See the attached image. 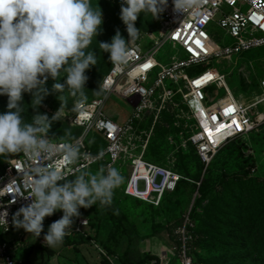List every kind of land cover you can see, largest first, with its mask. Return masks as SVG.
<instances>
[{
    "label": "built area",
    "instance_id": "1",
    "mask_svg": "<svg viewBox=\"0 0 264 264\" xmlns=\"http://www.w3.org/2000/svg\"><path fill=\"white\" fill-rule=\"evenodd\" d=\"M119 1L123 3V0ZM239 4H247V10L239 8ZM218 14L221 15L218 24L232 38L228 44L221 45L208 32V26ZM161 18L162 25L168 26V30L160 26V36L150 46L133 40L129 44L127 60L115 66L111 62L103 77L107 79L108 86L102 94L86 101L84 112H72L69 122L82 127V133L67 140L48 136L57 144L68 142L78 146L79 160L72 163L57 154L49 160L33 161L20 152L0 166V264H24L25 259H18L17 250L26 247V231L19 233L17 239L8 240L7 235L13 230L14 214L20 207L31 203L27 196L30 195L29 185L35 179L32 171L38 163L59 167L69 179L83 171L98 168L100 161L104 162L105 168L111 165L120 172L122 164L128 161L124 194L159 206L164 195L175 191L181 180H191L176 169V159L171 154L164 164L145 159L155 123L164 111L175 113L177 108L185 107V113L178 116L192 121L185 124L191 133L188 137L182 135L181 144L191 142L205 168L227 143L244 139L264 121V112L259 111L260 104L264 102V76L258 80V91L245 102L231 90L226 75L217 68L207 67L194 75L189 72L192 67L210 64L213 57L231 60L234 55L264 47V0H199L186 12L176 11L173 0H168ZM167 41L178 50L172 60L164 64L158 61L156 54ZM155 69H158L157 76L149 83ZM212 87L216 88V93L223 88L225 95L214 101L209 91ZM112 94L125 98L133 107L123 124L113 120L104 110ZM146 115L153 117L152 125L141 128ZM92 131L101 133L107 142L98 153L92 152L85 142ZM140 182L144 184L142 189ZM196 183L200 185L201 181ZM80 213L74 218L66 236L94 244L113 264L111 255L91 233L85 208H81ZM190 213L183 215L182 224L174 231L178 242L171 244L180 264H200L192 254L196 224ZM53 217L54 214L44 221L49 219L51 224ZM45 233L44 230L39 237L31 235L40 245L46 246ZM146 264H171V256L152 258Z\"/></svg>",
    "mask_w": 264,
    "mask_h": 264
},
{
    "label": "rangeland",
    "instance_id": "2",
    "mask_svg": "<svg viewBox=\"0 0 264 264\" xmlns=\"http://www.w3.org/2000/svg\"><path fill=\"white\" fill-rule=\"evenodd\" d=\"M91 4L94 8L101 9L102 24L99 34L93 37L88 49L96 53L98 62L86 70L85 75L87 76L92 71H96L102 63L108 68L110 66V54L100 50L98 42H111L114 35L109 29L111 25L119 28L121 35L126 40L129 39L126 25L120 18L121 5L116 0H91ZM238 7L246 11L248 5L239 4ZM220 17L221 15L218 14L216 20L210 23L208 32L218 43L224 45L230 43L232 38L226 35L224 29L218 24L217 20ZM135 26L140 30L135 41L140 42L143 46H150L158 39L160 26L165 30L169 28L162 25V18L158 19L151 13L139 14ZM177 50L178 47L167 41L156 54V58L167 64L172 60ZM207 67L217 68L224 73L231 90L247 102L254 92L258 91V80L264 76V47L234 55L231 60L213 57L210 59V64L192 67L189 72L194 75ZM157 71L158 69L153 71L149 83L154 81ZM64 76L65 74L61 72L60 83L66 79ZM102 77H99V81L97 80L91 89L85 92L87 101L98 95L93 91L99 88ZM56 82L49 77L44 85L48 90V95L45 96L38 109L40 113H46L49 117L61 107V101L58 99L61 93L53 88ZM209 91L214 97V101L226 93L223 88L216 93L215 87L210 88ZM64 94L67 95V89ZM73 100L74 98L68 96L67 105L60 120L52 123V125L60 127L61 132L49 130L47 135L73 138L81 132V129H73L69 124V117L73 112ZM21 105L24 108L22 116L25 122L30 123L37 112L32 107L30 93H23ZM132 109V105L125 98L118 94H112L104 110L113 120L123 124L131 115ZM7 111L8 97L0 95V114ZM259 111L264 112V102L260 104ZM143 126L147 128L146 124ZM66 130L70 131V136L65 137ZM95 134L92 131L87 135L86 144L90 146V142L94 139L96 146L104 148L105 145H102ZM14 154H0V166ZM151 155V150H149L145 159L160 163L153 160ZM190 160L193 168H189L188 177L191 179L196 174L195 167L199 162L193 153ZM121 167L120 174L123 177V182L114 190L111 203L113 213L98 203L89 208L90 214L94 215L97 228V232L93 228L91 233L97 235V242L104 250L105 247H109L113 251L110 254L113 264H122L120 257L126 250H128V256L132 261H139L148 254L158 258L170 255L171 264H180L176 253H173L171 249L174 240L170 235V228L173 227V223L177 219L189 211L199 230L203 233L202 246L197 255L198 263L264 264V252H259L260 249L264 250V247L256 248L254 240H250L253 234L250 233L251 225L255 223L258 216H261L256 214L257 206L264 202L262 200L264 197V121L258 124L244 139L231 142L218 152L213 165L208 169H203L202 176L206 172L205 183H200V185L191 182L183 184L180 190L165 199L164 206L160 210L152 209L135 199L123 197L121 190L127 178L129 162L122 164ZM98 170L96 167L88 172L95 173ZM122 170L125 173L121 172ZM75 176L68 180L75 179ZM143 185V182H140V189L143 188ZM54 214L57 217L63 215L59 210ZM43 223L44 230L47 232L50 225L49 219ZM22 232H25L23 228H17L14 225L13 230L7 235V239H17L19 233ZM25 234L27 244L26 247L17 250L18 259H27L33 264H106L105 256L94 244L89 242L78 245L67 244L64 249L60 250L62 242L56 247H51L56 251V254L49 257L47 248L40 246L33 239L31 233L25 232Z\"/></svg>",
    "mask_w": 264,
    "mask_h": 264
},
{
    "label": "clouds",
    "instance_id": "3",
    "mask_svg": "<svg viewBox=\"0 0 264 264\" xmlns=\"http://www.w3.org/2000/svg\"><path fill=\"white\" fill-rule=\"evenodd\" d=\"M198 2L173 0L175 10L183 12ZM167 5L168 0H123L120 18L129 39L117 29L110 43L98 42L99 49L110 54L114 66L124 63L129 44L139 35L135 26L139 14L158 17ZM101 24V9L94 8L91 0H0V95L8 97V111L0 114V154L23 152L33 161L49 160L57 154L72 163L80 159L78 146L57 144L47 133L52 123L60 120L68 96L74 98L73 112L85 111V72L98 62L96 53L88 49ZM61 72L66 77L63 83L59 82ZM49 77L57 81L53 88L61 93V107L51 117L38 111L48 95L44 85ZM107 86L104 78L94 94ZM25 92L32 95V107L37 110L30 123L22 116ZM32 175L35 179L27 196L31 203L18 209L13 223L39 237L44 232L45 218L62 211L61 218L52 222L44 234L45 245L50 248L63 242L73 218L81 215V208H91L97 201L101 206H110L114 190L123 182L119 170L111 165L101 166L95 173L83 171L68 180L59 167L38 163Z\"/></svg>",
    "mask_w": 264,
    "mask_h": 264
},
{
    "label": "trees",
    "instance_id": "4",
    "mask_svg": "<svg viewBox=\"0 0 264 264\" xmlns=\"http://www.w3.org/2000/svg\"><path fill=\"white\" fill-rule=\"evenodd\" d=\"M116 1L120 5L122 4L119 0H116ZM160 18H161V13L158 16V19H160ZM109 29L115 35L116 34V30L119 29V28H117L116 26L111 25L109 27ZM110 67H111V63H110L109 68L106 67L102 63V64L99 65V67H98V69L96 71H92L91 74L88 76L87 84H85L84 91L87 92L88 90H90L91 86H93L97 82L99 77H101V76L104 77L105 76V74L109 71ZM107 68H108V70H107ZM103 77H102V79H103ZM102 79H101V81H102ZM101 94H102V91L97 96H100ZM97 96H95V97H97ZM175 111H176L175 113H171L169 111H164L161 114L159 120L155 123L154 132H153V134L151 136V139L149 141V144H148V147H147V150H146V155H147L148 151L151 150V154H152L151 156H152V158H154L153 160L158 161V162L163 163V164L167 161V157H168L169 154L175 156V159H176L175 167H176V169L179 172H181L182 174H184L185 176L188 177V174H189L188 172L190 171L189 168H193V164H192V161L190 160V158L192 157V153L195 154V156L198 158L199 164H198V166L196 165V167H195L196 174L194 175L193 178H191L192 181L191 180H185V179L181 180L179 182L178 187L176 188L175 191L168 192V193H166L164 195V197L162 199V202H161V204L159 206H155V205H152V204L147 203L145 201H142V200L136 199L134 197L125 195L124 192H123L124 184H123L122 190H121L123 197L135 199V200H137L139 202H142V203L150 206L152 209H155V210H160L164 206L165 199L170 197V196H172V195H174L178 190H180L182 188L183 184L189 183V182L196 184V181H201V184L206 182V180H205L206 172L202 176L203 169L205 168V165L202 162L201 158L199 157L196 148L191 144V142H187L186 145H182L181 144L182 135L184 137H188L190 135V133H191V131H190L191 129L189 127H185V124L187 122L192 123V121L191 120L189 121L187 118H180L178 116V114L181 115V114L185 113V107L184 106L180 107V108H177ZM152 122H153V117L146 115V119L142 122L140 127L141 128H146L145 126H143L144 124H146L147 128H149L152 125ZM69 124H70V122H69ZM70 126L73 129L74 128L81 129V132L78 135H80L82 133V131H83L82 127L74 126V125H71V124H70ZM49 130L54 131V132H57V131L61 132V128L58 127V126H54V125H51ZM95 133H96L95 137L98 138L102 142L103 146L105 145L104 146V148H105L106 145H107L106 139L104 138V136L101 133H99V132H95ZM78 135H76L75 137H77ZM49 137H51V136H49ZM75 137H73V138H75ZM170 137H172V139H170ZM52 138H57V139L62 140L61 138H58V137H52ZM67 139H72V138H64L63 140H67ZM172 140H174V143L172 142ZM237 140H239V139L232 140L229 143L237 141ZM92 141L90 142V146L87 144L88 148L92 152L98 153V152H100L101 150L104 149L102 147L100 148L99 146H96L94 144L95 143L94 139H92ZM229 143H227L226 145H228ZM224 147H222V148H224ZM217 154L215 155V157L217 156ZM215 157L213 158V160L211 161V163L209 164L207 169L211 165H213ZM101 166H104V162L103 161L99 162L98 169ZM121 172H123V170ZM123 173H125V171ZM200 190H202V188H200ZM262 200L264 201V197H263ZM97 203L99 204V201H97ZM103 207L107 211H110L111 213H113V211L111 209V205L110 206H103ZM257 208L258 209L256 210V214L261 215V216L260 217L258 216L257 219H255V223L251 225L250 233H253V234L251 235V239L250 240H254V243H255L254 245H255L256 248H259V246L261 248H263L264 247V202L262 204H259L257 206ZM85 214H86V216H88V218L90 220L91 230L94 228V229H96L95 231L97 232L96 220L94 219V215L90 214L89 208L85 209ZM59 218H61V217H57L54 214L53 221L58 220ZM191 218L195 222L192 214H191ZM182 222H183V217H180L179 219H177L173 223L174 224L173 227L170 228V235H171V237L173 238V240L176 243L178 242V238H177V235L175 234L174 231L177 228V226L182 224ZM195 224H196V222H195ZM193 232H194L195 239L192 241V254L195 257V260L198 262L197 255L199 254L200 247L202 246L203 233H202V231L199 230L197 224H196V227L193 230ZM94 237L96 238L97 235L95 234ZM83 242H86V241L84 239H79V240L76 239L75 240V239H72L70 236H65V238L63 240V245L60 248V250L64 249L67 244L74 243L75 245H78L79 243H83ZM40 246H43V247L48 249L49 257H52V256H54L56 254V251L53 248H50V247H47V246H44V245H40ZM105 250L109 254L113 253V251L109 247H105ZM259 252H264V250L260 249ZM152 258H158V257H156L155 255L148 254L147 256H145L144 258H142L139 261H132V260H130V258L128 256V250H126L125 253L120 257V262L122 264H146ZM104 260H105L106 264H112L109 261V259H107L106 257H104ZM24 264H33V263L30 260L25 259L24 260Z\"/></svg>",
    "mask_w": 264,
    "mask_h": 264
},
{
    "label": "snow or ice",
    "instance_id": "5",
    "mask_svg": "<svg viewBox=\"0 0 264 264\" xmlns=\"http://www.w3.org/2000/svg\"><path fill=\"white\" fill-rule=\"evenodd\" d=\"M197 43H199V42L197 41ZM233 111H234V109H233ZM233 123H236V122H235V121H233ZM221 127H223V125H222ZM237 127H238V125H237Z\"/></svg>",
    "mask_w": 264,
    "mask_h": 264
}]
</instances>
